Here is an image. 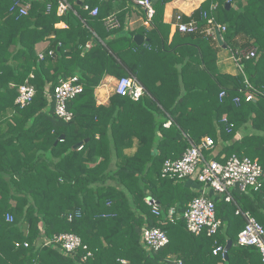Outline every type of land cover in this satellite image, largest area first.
<instances>
[{
	"label": "trees",
	"instance_id": "obj_1",
	"mask_svg": "<svg viewBox=\"0 0 264 264\" xmlns=\"http://www.w3.org/2000/svg\"><path fill=\"white\" fill-rule=\"evenodd\" d=\"M59 1L0 0V264H264L258 248L237 244L245 224L237 210L264 227V0H205L192 14L197 30L175 29L171 38L163 20L171 0H153L150 26L137 30L125 29L133 0H65L62 15ZM204 14L226 27L221 37L229 48L256 49V57L241 60L244 74L219 69ZM108 16L116 27L105 25ZM60 22L67 27H56ZM136 33L147 41L137 44ZM72 75L83 91L67 101L72 118L64 121L54 113L53 91ZM106 76H133L144 93L134 100L114 92L98 105L95 91ZM245 77L250 101L243 99ZM26 79L35 94L21 106L15 99ZM206 136L213 146L203 149L205 157L256 159L263 177L258 189H230L229 202L209 191L221 224L212 235H195L183 217L170 221L167 214L183 212L203 184L164 177L162 166ZM146 197L158 201L159 214ZM145 227L161 228L168 244L144 247ZM60 232L75 233L87 248L64 254L43 243ZM228 239L226 258L213 252Z\"/></svg>",
	"mask_w": 264,
	"mask_h": 264
},
{
	"label": "built area",
	"instance_id": "obj_2",
	"mask_svg": "<svg viewBox=\"0 0 264 264\" xmlns=\"http://www.w3.org/2000/svg\"><path fill=\"white\" fill-rule=\"evenodd\" d=\"M136 6L143 9L146 20L151 22L154 14L152 1L150 0H134ZM17 5V3L15 4ZM216 5L212 4L211 9ZM88 9V6H84ZM69 8V4L65 0H60L57 8L58 15H62ZM90 15L98 14V7L89 9ZM19 12L26 13V6L19 7ZM207 25L204 28V34L216 40L215 30L218 29L220 34L226 29L224 25H220L215 21L213 16L204 14ZM107 27H116L118 22L115 17L108 16L105 19ZM175 29L180 33H192L197 30V23L191 19L183 21L181 15H177L174 22ZM228 48V46H227ZM230 50V58L237 67L238 71L243 73L240 63L243 58H253L258 55L256 49L252 48H236ZM51 53V51H49ZM40 58L43 57L39 53ZM244 74V73H243ZM247 89L244 92L243 99L250 101L253 99V93L249 90L250 85L245 77ZM18 94L15 103L21 106L29 103L35 94L34 86L28 79L18 86ZM83 91V85L77 75H72L66 79H61L54 87V113L64 120L70 121L72 113L67 109V101L78 95ZM113 91L120 96H129L131 99H138L144 93L143 86L133 76H123L116 80ZM225 91L219 93L222 98ZM235 104L242 101L240 96H235L233 99ZM213 146V139L206 136L202 141L195 145L191 144L177 159H166L162 166V175L164 177H171L178 180L190 179L196 180L203 184L201 194L194 197L188 204L187 208L181 212H176L171 208L167 214L170 221L178 215L184 218L187 230L195 235L205 232L207 235L214 234L221 224V221L215 215V202L208 196L209 191L213 194L223 195V199L227 202L233 200L230 192L231 187L237 188L240 191H246L249 188L258 189L261 186V179L263 177L262 167L256 159H251L247 156H237L232 154L223 162H220L212 157H205L203 149H208ZM145 202L151 207L154 214H159V203L154 198L146 197ZM245 218L244 227L237 234L238 245H253L258 248L264 262V227L248 212H241ZM8 221L12 220L10 214L6 215ZM141 243L149 250H158L168 244L169 239L165 231L159 227H145L141 231ZM45 245H54L64 254H74V252L87 246L83 244L81 238L72 232H60L54 234L51 239H45ZM27 245L26 243L24 244ZM221 251L224 253L225 247H217L214 253ZM88 251L83 257L90 256ZM176 264H183L181 260H177Z\"/></svg>",
	"mask_w": 264,
	"mask_h": 264
},
{
	"label": "crops",
	"instance_id": "obj_3",
	"mask_svg": "<svg viewBox=\"0 0 264 264\" xmlns=\"http://www.w3.org/2000/svg\"><path fill=\"white\" fill-rule=\"evenodd\" d=\"M204 1L205 0H171L165 4L164 13H163V20L165 23L170 25V28H171L170 38L172 37V34L175 30L174 22H175L176 16L181 15L182 17H184L188 20L193 19L192 18L193 12L198 7H200V5ZM150 24H151V22H148L146 20V16L144 14L143 9L139 6H135V7L132 6V10L126 18L125 29L126 30L127 29L128 30L129 29L130 30H137L138 28H140L143 25L148 27V26H150ZM105 25H106V23H105ZM56 27L66 28L67 26L64 22H60V23L56 24ZM136 34H140L144 37L143 42L147 41V38L143 34H141V33H136ZM181 35H183V33ZM223 43H224V41H223ZM48 45H49L48 40L40 42L39 44L36 45L37 51L45 49ZM216 45L219 46V48L217 50V58H218L217 64H218L219 69L222 72H227V73H231V74L237 73V68H236L235 64L230 60L229 54L227 53V50L225 49L227 47V45L225 44L226 47H223V46L219 45L218 42ZM116 80L117 79L112 77V76H106L105 79L102 81V83L96 88L95 95H96V102L98 105H108L109 98L114 93V91H113V93H109V91L106 87H108V84L110 85L111 83L113 84L114 82H116ZM113 89H114V87H113ZM164 126L169 127L170 121L168 120L167 122H165ZM241 133L243 134L242 131H241ZM241 133H238L239 137L241 136ZM187 181L193 182L190 179ZM228 240H231V239H228ZM122 262L124 263L125 260Z\"/></svg>",
	"mask_w": 264,
	"mask_h": 264
},
{
	"label": "water",
	"instance_id": "obj_4",
	"mask_svg": "<svg viewBox=\"0 0 264 264\" xmlns=\"http://www.w3.org/2000/svg\"><path fill=\"white\" fill-rule=\"evenodd\" d=\"M150 1H153V0H150ZM229 6V3L226 4V7ZM215 35H216V40L218 42L219 45L223 46V47H226V45L223 43V40H222V37H221V34L219 32L218 29L215 30ZM134 41L137 43V44H141L144 40V37L140 34H136L134 35L133 37ZM61 138H63V135L61 136ZM82 145L81 142L75 144L73 147L75 149H77L78 147H80ZM232 245V241L231 240H228L227 243H226V246H225V251L223 253L224 257L226 258L227 257V250L229 249V247Z\"/></svg>",
	"mask_w": 264,
	"mask_h": 264
},
{
	"label": "rangeland",
	"instance_id": "obj_5",
	"mask_svg": "<svg viewBox=\"0 0 264 264\" xmlns=\"http://www.w3.org/2000/svg\"><path fill=\"white\" fill-rule=\"evenodd\" d=\"M222 49V48H221ZM226 50H227V53L230 55V50H229V47L227 48H225ZM233 49V48H232ZM229 58H230V56H229ZM230 60L232 61V59L230 58ZM233 62V61H232ZM237 68V67H236ZM238 71V70H237ZM115 83L116 82H114L113 84L111 83L110 85L108 84V87H106L107 89H108V91H109V93H113V87L115 86ZM231 189H233L232 187H231ZM231 209H233V207H231ZM241 220H242V218H241Z\"/></svg>",
	"mask_w": 264,
	"mask_h": 264
}]
</instances>
